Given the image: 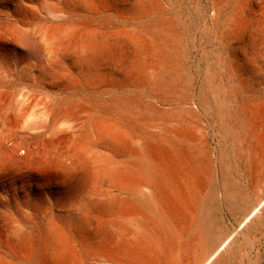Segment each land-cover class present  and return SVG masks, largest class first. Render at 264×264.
<instances>
[{
	"label": "bare ground",
	"instance_id": "6f19581e",
	"mask_svg": "<svg viewBox=\"0 0 264 264\" xmlns=\"http://www.w3.org/2000/svg\"><path fill=\"white\" fill-rule=\"evenodd\" d=\"M18 1L45 61L0 71V264H261L264 0H209L195 73L164 0Z\"/></svg>",
	"mask_w": 264,
	"mask_h": 264
},
{
	"label": "rangeland",
	"instance_id": "374dc122",
	"mask_svg": "<svg viewBox=\"0 0 264 264\" xmlns=\"http://www.w3.org/2000/svg\"><path fill=\"white\" fill-rule=\"evenodd\" d=\"M15 1L0 0V71L8 70L14 74L8 80L3 81V85L4 88L13 93H19L37 84L29 77L22 76L23 69L28 67L34 69L36 65L43 63L45 59L43 50L31 30V25L37 21L31 13L25 15L20 8V1ZM54 1L56 0L48 2ZM164 3V16L167 19L173 18L175 20L173 26L176 27L174 28L177 34V42L175 43L177 54L182 55L180 57H182L183 63H186H184L185 67L191 72L204 71L207 64L213 61L220 52L218 20L213 16L215 11L213 4L209 0H164ZM24 16L27 17V22L22 21ZM71 18H76V16ZM19 27L28 35V40L23 45H17L14 40L12 41L14 39V29ZM1 29H4L6 33ZM3 34L9 35L7 40H3ZM248 184V182H245V185L248 186ZM223 219L222 223L226 225L235 222L233 215L228 211L223 213ZM248 241L249 243L246 246V248H249V250H246L248 255L240 263L264 264V222L252 232Z\"/></svg>",
	"mask_w": 264,
	"mask_h": 264
}]
</instances>
